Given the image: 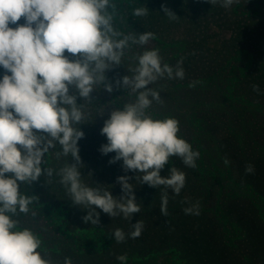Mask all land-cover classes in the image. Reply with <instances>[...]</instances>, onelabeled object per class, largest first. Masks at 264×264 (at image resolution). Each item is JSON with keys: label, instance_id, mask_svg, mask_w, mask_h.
I'll use <instances>...</instances> for the list:
<instances>
[{"label": "trees", "instance_id": "1", "mask_svg": "<svg viewBox=\"0 0 264 264\" xmlns=\"http://www.w3.org/2000/svg\"><path fill=\"white\" fill-rule=\"evenodd\" d=\"M112 4L109 11L118 31L151 32L155 38L143 47L132 45L123 65L107 71L106 77L114 83L128 75L126 68L135 66L132 57L145 49H158L162 61L171 66L182 60V80L162 79L149 86L160 92L162 102L153 101L147 111L157 119L179 121L178 135L200 153L197 166L189 168L172 157L161 171L166 176L175 167L186 174L179 195L167 190V217L160 213L163 187L139 185L132 179L141 211L132 219L101 212L100 224L92 226L83 222L87 212L72 204L55 175L65 163L74 162L71 156L56 158L61 151L57 143L42 165L52 168L53 176L42 175L20 187L26 196L37 198L27 215L14 217L18 230L26 227L36 233L42 242L38 251L52 264H64L66 257L72 264H120L116 257L123 254L126 264H264V0H239L228 9L207 0H112ZM161 5L178 18L170 20ZM142 6L148 14L133 16ZM3 74L0 69V77ZM253 84L259 85V94ZM95 91V99L84 103L85 120L77 125L84 132L78 141L82 181L92 187L103 184L119 196L117 177L136 173H125L122 161L109 164L115 153L99 151L107 142L100 129L113 109H122L136 97L115 85L112 93L102 86ZM247 164L254 166L252 174L245 173ZM197 202L200 214L186 215L183 209ZM138 220L144 228L132 239L127 234ZM117 228L125 232L124 242L111 236Z\"/></svg>", "mask_w": 264, "mask_h": 264}, {"label": "clouds", "instance_id": "2", "mask_svg": "<svg viewBox=\"0 0 264 264\" xmlns=\"http://www.w3.org/2000/svg\"><path fill=\"white\" fill-rule=\"evenodd\" d=\"M207 2L228 9L239 0ZM114 7L112 0H0V69L4 73L0 77V264H52L38 251L42 242L37 234L26 227L18 230L19 221L14 217L27 215L37 198L23 194L21 185H31L42 175L53 176L54 170L42 165L45 154L57 143L61 151L55 153L56 158L71 156L74 162L65 163L55 175L72 204L87 212L83 222L92 226L100 224L101 212L124 219L139 213L135 183L163 187L160 213L167 217V190L179 195L186 174L175 167L166 176H161V171L172 157L189 168L197 166L200 153L178 135L179 121L157 119L147 111L153 101L162 102L160 92L149 86L162 79L182 80V60L171 66L162 61L158 49H145L132 57L135 66L126 68L128 75L114 83L106 77L107 71L123 65L126 50L132 45L143 47L155 38L151 32L118 31L109 11ZM161 8L170 20L178 18L165 5ZM148 11L142 6L132 15L142 17ZM21 18L23 23H19ZM114 85L136 97L122 109H113L100 129L107 142L99 151L102 155L115 153L109 164L122 161L125 173H136L134 177H117L119 196L103 184L92 187L82 181L80 168L84 165L78 141L84 132L77 127L85 120L84 103L95 99L92 93L96 88L102 86L112 93ZM252 89L261 92L258 84ZM78 99L83 103H77ZM224 163L230 161L225 159ZM253 172L254 166L247 164L245 173ZM132 179L135 183L129 182ZM183 211L199 215V202ZM143 228L140 220L132 223L128 237L138 238ZM111 236L117 243L126 238L120 228ZM116 259L126 264L128 257L123 254ZM64 264H72L71 259L66 257Z\"/></svg>", "mask_w": 264, "mask_h": 264}]
</instances>
